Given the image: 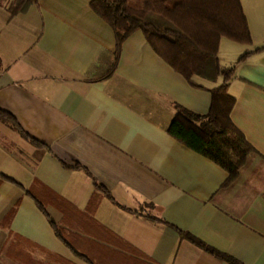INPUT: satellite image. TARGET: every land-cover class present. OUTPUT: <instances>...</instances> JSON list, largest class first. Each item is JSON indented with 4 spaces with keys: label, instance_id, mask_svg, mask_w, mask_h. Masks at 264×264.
Here are the masks:
<instances>
[{
    "label": "crops",
    "instance_id": "1",
    "mask_svg": "<svg viewBox=\"0 0 264 264\" xmlns=\"http://www.w3.org/2000/svg\"><path fill=\"white\" fill-rule=\"evenodd\" d=\"M92 1L34 0L12 18L0 5V111L15 122L0 119V174L16 182L0 183V264L29 263L10 247L16 237L39 264H88L51 220L66 239L99 243L119 261L227 264L182 231L241 264H264V0H239L250 45L220 42L221 65H236L232 120L255 148L228 186L223 168L168 133L178 106L208 114L220 82L193 87L141 31L123 44L114 75L98 80L115 33Z\"/></svg>",
    "mask_w": 264,
    "mask_h": 264
},
{
    "label": "trees",
    "instance_id": "2",
    "mask_svg": "<svg viewBox=\"0 0 264 264\" xmlns=\"http://www.w3.org/2000/svg\"><path fill=\"white\" fill-rule=\"evenodd\" d=\"M33 4L34 0H0V5L5 6L11 18L27 13ZM90 6L115 33L113 60L98 80H107L114 75L123 44L135 32L141 31L153 51L193 87L203 88L196 82L197 79L215 84L220 82L210 90L212 102L208 114L200 115L178 106L168 133L189 149L223 168L228 173L225 186L232 184L238 178L248 156L255 152V148L232 120L235 99L229 95L228 88L235 77L236 65L225 68L219 58L222 38L241 45L252 43L240 1L144 0L141 6H133L131 0H93ZM246 56L247 54L243 55L238 63L243 62ZM0 119L15 124L1 111ZM1 182L16 183L3 174H0ZM96 186L100 192L110 197L104 187ZM33 197L45 211L39 199L35 195ZM146 217L152 222L167 224L161 218L150 215ZM51 224L58 237L88 264H139L131 259L119 261L115 258L116 252L80 236L70 235L68 240L52 220ZM178 232L181 238L189 240L221 261L241 264L230 255L207 247L191 235ZM99 238L112 243L118 241L109 240L102 234ZM10 247L22 253L20 256L23 255L26 263L39 264L29 256L27 250L32 247L24 240L16 237L11 241Z\"/></svg>",
    "mask_w": 264,
    "mask_h": 264
},
{
    "label": "rangeland",
    "instance_id": "3",
    "mask_svg": "<svg viewBox=\"0 0 264 264\" xmlns=\"http://www.w3.org/2000/svg\"><path fill=\"white\" fill-rule=\"evenodd\" d=\"M131 2L133 6H141V0H132Z\"/></svg>",
    "mask_w": 264,
    "mask_h": 264
}]
</instances>
